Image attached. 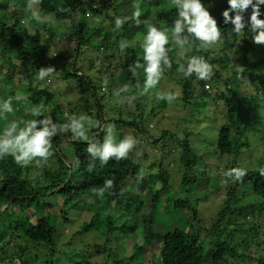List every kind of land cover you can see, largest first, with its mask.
I'll return each instance as SVG.
<instances>
[{"label": "trees", "instance_id": "obj_1", "mask_svg": "<svg viewBox=\"0 0 264 264\" xmlns=\"http://www.w3.org/2000/svg\"><path fill=\"white\" fill-rule=\"evenodd\" d=\"M165 1L142 0L135 3L130 0L129 5L122 8L120 0H41L38 5L40 17L53 14L54 19L60 22L58 25L40 21L34 25L30 22L21 23L20 18L24 15L17 13L7 18L9 22L0 18L1 55H14L27 73L25 78L28 82L19 85L21 94L27 98L22 100L21 113L26 116L29 113H24V110L28 107L32 109L40 106L47 107L43 110V116L33 117L30 111L32 119H43L44 114L51 111L53 121L57 125L67 122L69 116L86 113L95 121H104L106 118L102 100L105 99V94L98 95L97 92L104 91L101 86L105 80L108 81V74L111 77L117 75L121 85H128L135 92L138 91L135 87L137 82L143 87V70L138 69L135 76L130 71V66H134L137 60L144 62L143 42L134 40V33H141L144 37L147 25L153 24L150 19H156L163 24V28L168 29V36H172L173 23L179 18L178 11L172 0H169L166 6L163 5ZM151 3L154 5V17L148 13L147 4ZM201 3L220 28L219 52L217 53L214 47L200 46L199 41L190 38V50L186 51V57H203L211 64L213 75L207 81L198 80L195 75L185 78L182 72L178 77L171 76L177 79L184 102L192 98L200 100L197 107H202V110L209 109L210 98L221 104L223 113L220 118L223 125L218 130L216 146L219 153L236 158L244 148L249 147L250 136L257 135L258 132L264 134V123L260 121L259 112L260 107L264 108V44L255 43V33L247 28L240 34L231 33L233 26L231 23L225 24L222 15L225 9L229 10V15L234 14L227 0H201ZM94 4L98 6L94 7ZM136 5H139L142 15L141 23L137 26L132 19L137 10ZM59 8L65 11H59ZM250 12L251 9L245 13L246 18ZM260 13L259 18L264 20V5H260ZM76 17H79L78 21ZM117 17L125 18L121 29L115 27ZM65 29L67 33L63 37ZM64 39L70 41L73 46L70 60L62 54L57 57L52 55L55 43ZM122 40L133 41L135 46L121 51L119 44ZM174 46L179 48L175 43ZM85 49H94L102 62L101 69L99 67L93 75L76 66L80 55L84 56ZM26 55L30 56L29 60ZM176 55H169V71H178L179 63L186 62ZM7 62L9 65L13 63L11 60ZM103 63L107 65L104 66ZM47 66L54 67L56 71L52 75L63 81L64 89L79 96V101H68L67 112L56 104L52 94H48V86L44 81L47 78L38 79L35 85H32V80L37 79V70ZM260 67L259 73L257 69ZM51 76L48 78L51 79ZM96 81L99 82L98 91ZM7 90L6 99H12L14 102L15 97L10 96L12 89ZM196 93H199L200 97H196ZM40 95H43V98L36 101V97ZM110 122H120L126 127L137 129L139 127L135 119L122 120L120 117L111 116ZM90 130L89 140H103L104 132L100 128L91 127ZM248 132L256 134L249 135ZM259 136L262 137L261 134ZM263 140L260 143L264 146ZM87 143L73 139L71 133L69 139L64 140L59 135L54 136L53 154L43 166H37L34 161L29 166L21 167L15 163L12 156L0 159L2 264H18L13 261L15 259L19 264H66L58 258L61 254L59 249L62 254L69 253L74 260L69 258L70 262L67 264H236L240 259L255 260L257 264H264V176L259 173V169L264 168V161H259V158H250L254 167L246 169L247 175L242 182L233 181L228 185L222 207L208 226L197 224L196 210L190 201L192 182L196 181V175L185 172L182 180L186 184L187 194L184 198L173 200V206L187 208L192 212V221L188 228L174 227L161 231H155L154 228L144 229L143 235L135 237L127 252L122 254L116 235L118 226L111 216L105 215L104 229L101 231L104 239L100 244H94L92 248L87 249L86 253L83 249L70 245L72 239L64 245L60 243L61 238H58V230L51 214L38 216V208H45L50 195L65 196L69 200L95 194V199H87L95 202L104 200L105 204L115 206L128 199L125 201L130 204L129 207H132L131 204L143 206L142 201L128 196L126 192L131 183L138 181L141 165L128 155L120 161L110 159L102 167L99 161H96V167L89 172L91 157L86 151ZM182 146L184 153L180 160L186 165L188 172H191L192 165H196V158L186 141ZM236 164L229 163L228 166L237 167ZM32 168L38 170L33 176L30 174ZM159 168L158 178L162 185L151 197L153 208L157 205L160 192L169 188V175L161 164ZM215 170L219 172L217 168ZM108 179L113 180V189L103 195H97L95 190L102 188ZM246 183L251 187L248 188ZM252 196H256L257 200L251 198ZM101 215L96 209L89 221L73 233L72 238L96 228ZM122 226L131 233L134 230L133 227L127 228L125 221ZM239 232L242 236H237ZM64 246L66 248L62 250Z\"/></svg>", "mask_w": 264, "mask_h": 264}, {"label": "rangeland", "instance_id": "obj_2", "mask_svg": "<svg viewBox=\"0 0 264 264\" xmlns=\"http://www.w3.org/2000/svg\"><path fill=\"white\" fill-rule=\"evenodd\" d=\"M129 1L130 0H120L122 8L128 6ZM133 1L135 3H140L142 0ZM168 2L169 0H166L163 2V5H168ZM27 4L28 0H0V18L4 21H8L7 18L11 15L15 16L17 13L21 16L24 15L22 18L19 17L21 23H24L25 20H29L30 24L34 25L38 20L32 17V11L27 8ZM147 5H149V15L154 17L153 3ZM33 10L40 16L38 6ZM141 19L142 15L140 17V20ZM150 21L158 28L163 29V24L157 22L156 19H150ZM51 23L53 25H58L60 22L54 19V22ZM134 24L137 26L135 22ZM31 27L32 26H30V28ZM135 28L134 26L133 30H135ZM63 33L64 37L67 33V29H65ZM142 38L143 35L141 33H134V40H141V42H143ZM166 47L169 49L168 55L175 53L177 54L176 56L179 57L178 53L180 49L174 46L172 36H169V43ZM72 48L71 42L64 39L60 43H55V49L52 55L57 57L59 54H62L70 60L73 55ZM186 48L189 49L190 45L186 46ZM82 56L83 55H80V59L77 60V67H80L89 75H93L99 70L102 62L94 52V49H85L84 56ZM26 58L29 60L30 56L26 55ZM175 59L177 58L175 57ZM7 60L13 61L12 65H9ZM103 65H107V63H103ZM168 69L165 70L160 84L150 89L146 95H136L138 91L135 92L131 87L128 93H121L120 96L114 95V90L123 86L117 75H114V77H111L110 74H108V76L106 75L108 79L107 91L104 90L99 92V82H95L98 91L97 94H105V99L102 100V104L104 117L108 120L105 119L102 121L101 125L105 128L109 124L114 125L117 140L128 134L133 135L137 140V144L129 153V156L141 165L140 173L138 175V181L131 183L129 188L126 189V192L128 196H134L138 199L137 201H142L143 206L139 207L131 204L132 207H129L130 204L125 201L128 199H124L117 206H115V204H105L106 202H104V200H99L98 202L90 200L96 198L95 194L90 197L82 196L79 199L72 198L69 200L66 199L65 196L56 197V195H50L45 208H38V216H42L46 213L51 214L58 230V238H61L60 243L63 245L66 244L65 242L69 239H72L70 245L73 244L74 247L83 249L85 251L83 252L86 253L87 249L89 250L92 248L94 244H100L104 239V234L102 235L101 231L104 229L103 218L105 215L111 216L116 226H118L116 235L118 238V246L122 254L127 252L129 247L133 244V239L135 237H141L143 235L144 229L154 228L155 231H161L174 227L182 229L188 228L192 221V212L188 211L187 208H174L173 206V200L184 198L187 194L186 184H184L182 180V175L185 172L196 175V181L192 182L193 191L190 193V201L196 210L197 224L198 226L202 224L208 226L216 218L222 207L228 185L232 184L234 181V178H227L224 176V172L234 167V165L228 166V164H234V162H236V165H238L237 167L250 169L254 167V164L250 162V158L254 160L259 158V161H264V146L260 143L264 138L262 132L260 133L262 137L259 136V132V135L250 136L249 147L244 148L241 154L236 158L230 157L228 154L219 153L216 140L218 137V130L223 125L222 119L220 118L223 110L221 111V104L214 102V99L210 98L211 103H209V109L207 110H205L206 108L202 110V107H197L200 104V100L192 98L184 102L181 93L180 97L171 103L166 100L157 99L156 94L159 92L181 91L177 79L172 77H178L181 72L179 70L169 71ZM257 70L260 73L261 67ZM113 71L116 72L115 69ZM26 74V70L20 66V60L14 57V55H7L4 57L1 55L0 44V104L7 100L6 95L8 94L7 89L9 88L12 89V91H10V96L24 97L21 94L19 85L28 82V79L25 78ZM37 81L38 79L32 80V85H35ZM44 81L48 86V94H52L56 104L64 108L66 112L69 109L67 104L68 101H79V96L64 89L65 84L61 79H56L52 75L51 79L47 78ZM195 96L200 97L199 93H196ZM124 97L129 98L121 104V100ZM41 98H43V95L37 96L36 101ZM91 100L90 98V103ZM22 102V100L12 101L13 112L0 113V133H2L7 124L11 123L13 120L32 119L30 115L32 109L29 107L24 110V113L29 114L24 116L23 113H21L20 107L23 105L21 104ZM41 108L43 111L47 107ZM50 110L53 109L50 108ZM259 112L261 114L260 121H262L263 124L264 108L260 107ZM85 115L89 116L88 113ZM45 116H51L52 118V112H46L44 114V117ZM111 116L120 117L122 120H126V118L131 120L135 119L139 127L137 129L134 127H126L120 122L111 123ZM93 120L95 121V119ZM90 129L91 128L86 126L88 138L91 137ZM248 134L251 135L256 133L248 132ZM58 135L61 136L63 140L69 139V133ZM184 141L189 145L192 154H194V158H196V165H192L191 172H188L186 165L184 166L180 160L184 153L182 146ZM159 164L162 165V168H164L169 175V188L160 192L157 205L153 208L150 202L151 197L162 185L158 178V171L160 170ZM216 168L219 172L215 170ZM35 171L38 172L37 169L32 168L30 173L31 176L35 175ZM246 186L248 188L251 187L249 183H246ZM251 198L257 200L256 196H252ZM65 200L68 201L65 202ZM96 209L102 214L98 226L87 233L72 238L73 233L79 231L81 227L89 221ZM124 221L127 222V228H134L132 233L124 229V226H122ZM237 236H242V233L239 232ZM65 248L64 246L62 250ZM59 253L61 254L58 255V258L61 262L63 261V263L67 264L70 262L69 258L74 261L69 253L62 254L60 249ZM236 264L257 263L255 260L240 259Z\"/></svg>", "mask_w": 264, "mask_h": 264}, {"label": "clouds", "instance_id": "obj_3", "mask_svg": "<svg viewBox=\"0 0 264 264\" xmlns=\"http://www.w3.org/2000/svg\"><path fill=\"white\" fill-rule=\"evenodd\" d=\"M41 0H28L27 8L32 11V17L41 23L54 22V15L50 14L40 17L35 9ZM178 11V19L173 23L172 39L180 49L178 56L185 63H179L178 70L183 73L185 78L195 75L198 80L207 81L213 75V68L209 62L203 57L191 56L186 57V46L190 44V38L199 41L200 46L214 47L219 52V42L221 40L220 28L217 26L216 20L210 15L209 11L201 3V0H172ZM233 15H229V10L225 9L222 13L225 24L231 23L233 26L231 33L240 34L246 28L255 33L253 41L257 44H264V20L259 18L260 5H264V0H227ZM94 7L98 4H94ZM136 11L133 13L132 19L139 25L141 23V12L139 5H136ZM251 9L250 14L245 17V13ZM59 11H65L59 8ZM77 21L79 17H76ZM25 24L29 20L24 21ZM125 23V18L117 17L115 19L116 29H121ZM186 33V34H185ZM35 35V33H31ZM239 41H237L238 43ZM169 43L168 29L158 28L154 24L147 25V33L143 37V63L137 60L134 66H130V71L136 75L138 69L144 72L143 87L137 82L135 87L138 89L136 95H146L150 89L162 79L166 69L171 67L169 59V49L166 45ZM135 43L129 40H122L119 44L120 50L123 51L128 47H134ZM54 53V52H53ZM56 70L53 66L41 67L37 70V79L44 80L50 77ZM108 81H104V90L107 91ZM130 91L128 85H123L115 89L113 94L120 96L121 93ZM178 91H165L156 94V98L166 100L171 103L180 97ZM129 97H124L121 104ZM135 98V97H132ZM17 101L27 100L26 97L17 96ZM12 113V99L5 100L0 104V113ZM33 117L43 116L40 106H35L31 110ZM86 126L88 128L97 127L104 132L103 140H89L86 134ZM71 133L73 139L87 141L86 151L91 157L88 164V171L91 172L96 167V161L100 166H104L110 159L120 161L126 159L129 153L134 149L137 140L131 134L117 140L115 126L109 124L106 128L99 121H93L87 115L69 116L67 122L57 125L51 116H45L43 119L31 120H13L7 124L3 132L0 133V159L6 156H12L17 165L26 167L35 161L37 166H43L53 154L52 138L58 134L63 135ZM79 161L77 160V166ZM261 176H264V168L259 169ZM247 175V170L241 167H233L224 172L227 178H234V181L242 182ZM114 183L112 179L104 182L102 188L96 189L97 195H103L106 191L113 189ZM18 261V260H17ZM19 262V261H18Z\"/></svg>", "mask_w": 264, "mask_h": 264}, {"label": "water", "instance_id": "obj_4", "mask_svg": "<svg viewBox=\"0 0 264 264\" xmlns=\"http://www.w3.org/2000/svg\"><path fill=\"white\" fill-rule=\"evenodd\" d=\"M14 262H16V263H18L19 264V262L15 259V260H13ZM3 262H0V264H2Z\"/></svg>", "mask_w": 264, "mask_h": 264}, {"label": "built area", "instance_id": "obj_5", "mask_svg": "<svg viewBox=\"0 0 264 264\" xmlns=\"http://www.w3.org/2000/svg\"><path fill=\"white\" fill-rule=\"evenodd\" d=\"M103 85H104V84H102V86H101V89H102V90H104V86H103Z\"/></svg>", "mask_w": 264, "mask_h": 264}]
</instances>
